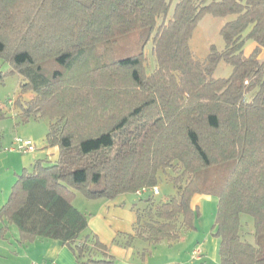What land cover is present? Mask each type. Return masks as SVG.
<instances>
[{"label": "trees", "instance_id": "obj_1", "mask_svg": "<svg viewBox=\"0 0 264 264\" xmlns=\"http://www.w3.org/2000/svg\"><path fill=\"white\" fill-rule=\"evenodd\" d=\"M173 1L0 0V59L33 93L19 116L46 118V147L58 151L22 170L0 206L19 243L55 239L81 264H115L75 194L113 199L156 186L161 173L176 194L157 204L142 195L124 246L177 240L200 216L191 198L209 195L219 263L264 264V0H175L169 14ZM206 14L232 18L219 29L224 47L210 44L199 60L189 40ZM248 41L256 46L244 55ZM220 61L227 77L213 76Z\"/></svg>", "mask_w": 264, "mask_h": 264}, {"label": "rangeland", "instance_id": "obj_2", "mask_svg": "<svg viewBox=\"0 0 264 264\" xmlns=\"http://www.w3.org/2000/svg\"><path fill=\"white\" fill-rule=\"evenodd\" d=\"M174 3L175 0L170 5L169 14L172 12ZM231 18V16L220 17L206 14L199 19L189 40V46L197 59L203 60L206 57L210 44L215 45L217 49L224 47V41L219 34V29L225 21ZM150 45L151 42H148L144 48L145 59L147 60L145 64L146 72L151 71L155 65ZM9 68L10 65L0 59V106H2V110L5 113L4 118L0 119V206L8 198V193L11 191L14 180L17 178V174L22 172L23 167L26 168V171L31 172L33 170L31 165L33 160L43 159V163L47 165L52 163L50 159L56 158L58 154L57 147H46V141H44L48 130V120L46 118L36 121L33 119L22 121L21 116H17L15 108L18 107V111H21L18 102H22L29 95V91L21 92L19 90L21 78L17 74H6ZM230 72L231 65L220 61L214 70L213 76L216 78L227 77ZM15 137L29 139L35 147L34 151L21 152L11 149L13 146L12 141H14ZM25 158L26 161H24ZM172 172L173 174L177 173L174 170ZM158 175H160L158 184L159 195H156L158 188L157 193L153 194L156 195L154 200L156 204L176 194L173 183L166 180L161 173ZM153 187L156 188L157 185ZM193 199L198 204L200 216L195 221V228L185 231L184 240L178 241L173 252H179L181 255L180 261L184 264H219V238L214 235L213 228L216 214V198L209 195H198ZM244 218H249L250 220L242 221L241 234L243 238L251 241L252 218L243 214L241 219ZM11 227L16 231L17 227L15 225ZM9 238V243L13 244L14 235L12 232L9 233ZM200 245L205 249L204 257H202L201 261L191 260L189 258L190 249L193 246ZM6 259H8L7 261L12 260L9 256ZM7 261L3 260V264L11 263ZM20 261L19 263H21Z\"/></svg>", "mask_w": 264, "mask_h": 264}, {"label": "crops", "instance_id": "obj_3", "mask_svg": "<svg viewBox=\"0 0 264 264\" xmlns=\"http://www.w3.org/2000/svg\"><path fill=\"white\" fill-rule=\"evenodd\" d=\"M255 46L256 44L254 42H246L244 55L250 54ZM259 57L264 58V49L261 50ZM28 93L29 95L22 102L29 100L33 96L32 92L29 91ZM15 109L18 116L20 113L18 111L19 108L17 107ZM0 110L4 111L2 110V106H0ZM33 120L36 121L39 119ZM56 158H51L50 161L53 162ZM38 159L32 161V167ZM24 161H26V158ZM24 169L26 168L23 167ZM158 184L156 188L159 187ZM79 194L81 193L77 192L75 194L73 199L74 206L86 214L88 221L87 230L96 235L97 239L106 245L107 251L113 256L115 264H184L180 261L181 255L179 252L175 253L173 249L178 244V241L181 242L184 240L183 235L189 229H183L177 240H162L154 246H151L148 251H143L146 245L140 240H133V243L129 246L122 244L125 238L119 235L133 234L132 227H134L141 211L146 207V203L140 199L141 196L136 193H123L113 199H88L82 194ZM156 195H159V188ZM156 195H153L154 200ZM198 195L201 194H195L193 198H196ZM193 198H191L192 205L198 207V204L195 203ZM12 225L6 220L0 219V264H3V260L7 261L8 259L6 258L8 256L12 259L11 261H7L8 263L11 262L10 264H32L34 262L81 264L76 261L72 251L66 245L61 244L59 240L37 237L30 242L19 243L18 229L16 228V231H14L15 229H12ZM10 232L14 235L13 244L9 243ZM195 248H199L201 251V255L197 259L191 257V252ZM204 255L205 249L201 245L193 246L189 252V258L191 260L201 261Z\"/></svg>", "mask_w": 264, "mask_h": 264}, {"label": "built area", "instance_id": "obj_4", "mask_svg": "<svg viewBox=\"0 0 264 264\" xmlns=\"http://www.w3.org/2000/svg\"><path fill=\"white\" fill-rule=\"evenodd\" d=\"M13 142V146L11 147V149H16L19 150L21 152H33L35 147L34 145L31 143L30 140L28 139H23L21 137H15ZM137 195L142 196L146 193H157V188L155 187H143V188H139L137 189V191L135 192ZM201 255V251L199 248H195L194 250H192L191 252V257L193 259H197L199 258ZM32 264H48L46 262H34Z\"/></svg>", "mask_w": 264, "mask_h": 264}]
</instances>
